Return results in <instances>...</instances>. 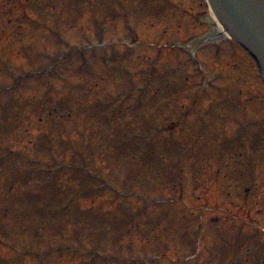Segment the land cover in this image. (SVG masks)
<instances>
[{"label":"rangeland","instance_id":"374dc122","mask_svg":"<svg viewBox=\"0 0 264 264\" xmlns=\"http://www.w3.org/2000/svg\"><path fill=\"white\" fill-rule=\"evenodd\" d=\"M172 1L179 6L161 8L168 0H138L143 6L136 0H0V264H86L96 256L84 249L96 240L104 250L124 254L134 240L133 250L141 257L164 251L167 243L168 258L155 262L170 264L189 252V241L181 238L184 225L176 229L170 218L202 208L204 222H218L205 229L201 250L187 264H233L239 253L245 254L242 264H264L262 84L252 61L226 38L194 55L181 46L159 50L144 44L186 43L192 34L202 35L210 10L201 8V0ZM116 2L128 5L131 19L121 17ZM174 11L177 21L186 23L183 29L167 25ZM96 16L106 21L100 38ZM127 21L136 29L135 40L127 33ZM129 40L134 41L131 57L123 47ZM99 43L103 57L62 60V68L41 76L75 46ZM122 51L129 58L121 60ZM151 68L153 87L137 104L133 88ZM101 72L110 77L106 91L118 101L125 98L113 123L149 132L147 153L137 145L118 152L111 137L115 125L104 127L112 112L100 116L87 110L96 95L82 93L80 85L96 82L102 90ZM166 80L175 86L167 90ZM159 86L164 92L152 100ZM201 87L207 91L200 94ZM41 101H64L48 119V138L34 123L50 113L49 106L36 113ZM69 102H82L83 108L74 104L66 112ZM157 128L159 139H151ZM129 154L135 159H127ZM52 159L62 162L55 165ZM163 159L167 165L159 167ZM83 167L86 173L108 177L117 188L124 175L136 172L132 184L137 197L128 196L111 209L98 204L107 195L90 203L82 197ZM171 196L173 201L160 204ZM99 263L100 257L93 262Z\"/></svg>","mask_w":264,"mask_h":264},{"label":"water","instance_id":"95a60500","mask_svg":"<svg viewBox=\"0 0 264 264\" xmlns=\"http://www.w3.org/2000/svg\"><path fill=\"white\" fill-rule=\"evenodd\" d=\"M234 36L255 51L264 64V0H209Z\"/></svg>","mask_w":264,"mask_h":264},{"label":"trees","instance_id":"16d2710c","mask_svg":"<svg viewBox=\"0 0 264 264\" xmlns=\"http://www.w3.org/2000/svg\"><path fill=\"white\" fill-rule=\"evenodd\" d=\"M130 56V55H129ZM131 57V56H130ZM121 58V60H125L126 58H129L128 57V55H127V53L126 52H122V56L120 57ZM48 105V103H44L43 101H41L40 103H39V106H38V108H37V112L38 113H40V112H42V110H41V108H43V107H45V106H47ZM131 133V131L130 132H128V133H126V135H129ZM132 182L133 181H123V185H124V187H126V188H131V190H133L134 191V188H135V186H133L132 185ZM114 203H117V201H115ZM180 259L181 258H179V261H180ZM123 263V261H120L119 262V264H122ZM129 262H127V264H128ZM175 264H177V263H175Z\"/></svg>","mask_w":264,"mask_h":264},{"label":"bare ground","instance_id":"6f19581e","mask_svg":"<svg viewBox=\"0 0 264 264\" xmlns=\"http://www.w3.org/2000/svg\"><path fill=\"white\" fill-rule=\"evenodd\" d=\"M214 26H215V33H217V34L221 33L222 34V28L219 25H217V24H215Z\"/></svg>","mask_w":264,"mask_h":264}]
</instances>
